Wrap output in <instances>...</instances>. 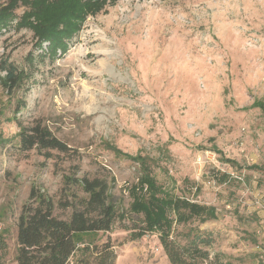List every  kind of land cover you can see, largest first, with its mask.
<instances>
[{
	"label": "rangeland",
	"instance_id": "rangeland-1",
	"mask_svg": "<svg viewBox=\"0 0 264 264\" xmlns=\"http://www.w3.org/2000/svg\"><path fill=\"white\" fill-rule=\"evenodd\" d=\"M69 1H52L28 22H51ZM82 2L95 10L76 30L60 24L49 41L24 22L30 5L0 18V64H14L19 77L14 86L0 70L6 264H17L18 219L32 191L67 219L66 202L86 198L83 178L107 180L122 214L87 242H109L115 264H170L159 229H146L144 215L132 210L147 195V177L161 194L216 210L214 219L174 221L173 235L206 232L211 257L264 264V170L250 169L264 168V112L252 107L264 100V0ZM38 120L69 146L67 154L19 149V134ZM138 156L147 158L146 170Z\"/></svg>",
	"mask_w": 264,
	"mask_h": 264
},
{
	"label": "trees",
	"instance_id": "trees-1",
	"mask_svg": "<svg viewBox=\"0 0 264 264\" xmlns=\"http://www.w3.org/2000/svg\"><path fill=\"white\" fill-rule=\"evenodd\" d=\"M7 1L0 5V18L8 21L16 16L15 11L20 5H30L29 11L24 14L25 20L31 14L39 15V11L50 10V4L54 0H0ZM69 1L65 0L64 4ZM41 4L49 5L42 8ZM63 4V5H64ZM62 5V6H63ZM61 6V7H62ZM60 7V8H61ZM30 10L33 12L31 13ZM59 10V15L51 22L38 25L28 22L30 27H34L37 37L49 41L58 33V26H74L78 28L76 21H80L86 15L95 10L92 3L82 2V0H71L64 8ZM37 12V13H36ZM39 17V16H38ZM69 19L74 21L71 24ZM40 20V19H39ZM46 25L52 27V31H44ZM72 30V31H74ZM62 31H69L64 28ZM67 33V32H64ZM0 70L7 73V81L16 85L19 77L17 67L14 64H0ZM252 107L259 108L264 112V100H255ZM19 149L21 151L38 150L46 158L52 157V151L67 154L69 146L56 138L51 130L41 121H36L31 127L24 128L19 134ZM141 167L146 170L147 158L138 156ZM225 163L237 166L232 160L223 159ZM253 170H264L263 167L251 166ZM151 175V174H150ZM151 177V176H150ZM141 183L148 186L147 195L141 199L137 198L132 206V210L139 211L144 215L146 229L153 231L159 229L161 232L159 240L170 264H229L219 259L208 250L213 244L210 234L199 233L194 230L187 232H177L172 234V224L185 225L194 218L203 220L217 217L214 207L201 205L187 198L170 197L167 194L159 193L152 178H145ZM82 189L86 198H74L68 201L65 207L71 208V214L67 219L60 218L54 214L53 203L43 195H38L32 191L30 202L23 207V211L17 224V250L15 261L17 264H115L117 255L112 249V245L106 242L100 247L94 239L100 233L110 232L122 216L117 212V204L111 194V187L107 180L87 179L82 180ZM174 215V220L172 219ZM123 218V217H121ZM172 234V235H171ZM95 236L93 239L87 237ZM141 236V234H140ZM186 240L185 244L179 242L180 238ZM7 238L0 233V264L7 263L8 256Z\"/></svg>",
	"mask_w": 264,
	"mask_h": 264
},
{
	"label": "bare ground",
	"instance_id": "bare-ground-1",
	"mask_svg": "<svg viewBox=\"0 0 264 264\" xmlns=\"http://www.w3.org/2000/svg\"><path fill=\"white\" fill-rule=\"evenodd\" d=\"M110 71V70H109ZM111 72V71H110Z\"/></svg>",
	"mask_w": 264,
	"mask_h": 264
}]
</instances>
